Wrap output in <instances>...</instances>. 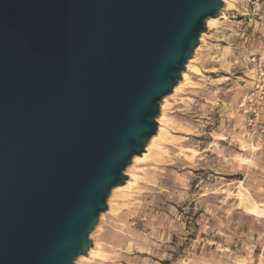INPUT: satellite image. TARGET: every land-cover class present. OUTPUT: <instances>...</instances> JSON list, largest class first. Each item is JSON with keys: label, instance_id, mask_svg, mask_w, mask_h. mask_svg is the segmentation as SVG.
Segmentation results:
<instances>
[{"label": "water", "instance_id": "water-1", "mask_svg": "<svg viewBox=\"0 0 264 264\" xmlns=\"http://www.w3.org/2000/svg\"><path fill=\"white\" fill-rule=\"evenodd\" d=\"M224 0H0V264H76Z\"/></svg>", "mask_w": 264, "mask_h": 264}, {"label": "rangeland", "instance_id": "rangeland-1", "mask_svg": "<svg viewBox=\"0 0 264 264\" xmlns=\"http://www.w3.org/2000/svg\"><path fill=\"white\" fill-rule=\"evenodd\" d=\"M229 1L166 96L155 149L112 189L90 234L99 254L76 264H264V149L244 142L239 107L249 58L264 57V0Z\"/></svg>", "mask_w": 264, "mask_h": 264}, {"label": "built area", "instance_id": "built-area-1", "mask_svg": "<svg viewBox=\"0 0 264 264\" xmlns=\"http://www.w3.org/2000/svg\"><path fill=\"white\" fill-rule=\"evenodd\" d=\"M249 64L252 87L239 104L244 117L243 140L261 150L264 149V57L253 55Z\"/></svg>", "mask_w": 264, "mask_h": 264}, {"label": "bare ground", "instance_id": "bare-ground-1", "mask_svg": "<svg viewBox=\"0 0 264 264\" xmlns=\"http://www.w3.org/2000/svg\"><path fill=\"white\" fill-rule=\"evenodd\" d=\"M225 1V7H228L229 6V4L231 3L229 0H224ZM222 12H223V10H222ZM222 12H221V14H222ZM220 16V15H219ZM215 18H217V16L216 17H210V18H208L207 19V22H208V24H209V27L210 26H212L213 25V22H214V20H215ZM216 21V20H215ZM205 36H207L206 35V33H202V35H201V45L203 44V42H204V40H205ZM198 49H199V47H198ZM197 49V50H198ZM193 61H194V59H190L189 61H188V63H187V65H186V70L182 73V80L178 83V85H176L175 86V88H174V93L173 94H175L184 84H186V83H188L189 82V80H190V75H189V72L191 71V70H196L197 68H199V67H197V66H194L193 64ZM195 62V61H194ZM197 67V68H196ZM196 68V69H195ZM199 71V70H198ZM171 96H173V95H171ZM167 98L168 97H165L164 98V102H163V104H162V109H163V111H162V115L159 117V119H158V121H159V123H160V125H158V127H159V131H157L158 133H156V135H154L151 139H150V141H149V143H148V147L145 149V151H144V153H142L141 155H136V156H134V158H133V160L132 161H134L135 163L136 162H141V161H145V160H147L149 157H150V153H151V151L153 150L152 148H154L155 149V147H153V146H155V144L157 145V140H158V137H160L162 134H163V132H164V125H165V122L166 121H168L167 119H166V114H165V112L164 111H166V109H165V106H166V102L168 101L167 100ZM169 122V121H168ZM167 124V123H166ZM167 130V129H166ZM159 145V144H158ZM131 180L129 179L128 181H126V185H120V186H116L115 188H114V190H118V189H127V188H130V185H131ZM125 192V191H124ZM256 209V208H255ZM257 214V213H256ZM97 248H98V244H97V242L93 245V247L91 248V250H89V252H88V255L87 256H81V259L83 258V259H89V258H92V257H94L95 255L97 256V254H99V252L97 251Z\"/></svg>", "mask_w": 264, "mask_h": 264}]
</instances>
